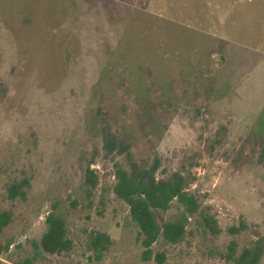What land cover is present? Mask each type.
Returning a JSON list of instances; mask_svg holds the SVG:
<instances>
[{
    "label": "rangeland",
    "instance_id": "obj_1",
    "mask_svg": "<svg viewBox=\"0 0 264 264\" xmlns=\"http://www.w3.org/2000/svg\"><path fill=\"white\" fill-rule=\"evenodd\" d=\"M182 172L220 233L190 218L184 239L152 245L164 264H233L262 247L264 264V0H0V264H157L113 191L124 154ZM94 171L90 191L86 168ZM54 210L67 252L37 243ZM173 201L163 213L175 219ZM243 224L237 234L231 227ZM112 244L96 260L90 236Z\"/></svg>",
    "mask_w": 264,
    "mask_h": 264
},
{
    "label": "trees",
    "instance_id": "obj_2",
    "mask_svg": "<svg viewBox=\"0 0 264 264\" xmlns=\"http://www.w3.org/2000/svg\"><path fill=\"white\" fill-rule=\"evenodd\" d=\"M104 148L107 154L118 152L124 154L127 167L117 165L114 171L115 182L113 191L129 208L131 219L138 226L143 247L142 258L150 260L154 257L157 264H164L165 254L157 252L153 255L152 245L160 238L170 243H178L184 239L186 227L190 218L198 216L196 223L213 235L220 233L217 220L210 213L209 207H203L195 195L188 190L189 181L186 175L176 171L167 176H159V158L155 157L151 163L136 160L128 146L122 140L109 132H104ZM261 157L264 160V149ZM85 182L90 191L96 184V176L90 166L86 168ZM177 201L181 211L175 219H165L163 213ZM11 214L0 211V234L10 223ZM45 223L47 229L37 243V247L46 253L67 252L71 249L72 241L67 237L66 221L64 217L50 211ZM244 229L241 224L229 228L232 234L240 233ZM90 247L96 260H100L103 253L112 244L110 236L103 232H94L90 236ZM10 243H0V254L6 252ZM262 247L256 243L238 249L237 243L231 241L225 258L233 264H259ZM34 259L25 258L18 264H33Z\"/></svg>",
    "mask_w": 264,
    "mask_h": 264
}]
</instances>
